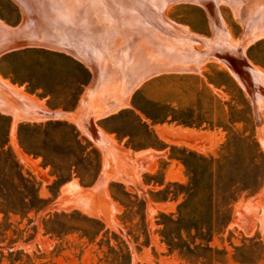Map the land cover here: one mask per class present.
<instances>
[{"label": "rangeland", "instance_id": "374dc122", "mask_svg": "<svg viewBox=\"0 0 264 264\" xmlns=\"http://www.w3.org/2000/svg\"><path fill=\"white\" fill-rule=\"evenodd\" d=\"M15 1L0 0V31L25 20L18 2L42 32L32 0ZM104 1L77 0L89 11L84 20L78 15L86 29L78 21L82 31L69 27L64 46L57 42L63 48L48 41L56 32L43 31L39 40L54 47L33 39L39 45L0 54V264H190L160 237L190 184L183 151L230 155L245 169L251 149L238 140L246 138L264 158V0H157L153 34L143 10L144 34L134 44L138 26L116 30L113 13L100 10ZM30 28L23 30L32 35ZM81 46L104 82L88 102L91 71L63 53ZM40 110L69 118L42 119ZM48 121L72 125L81 145L65 125ZM163 130L193 137L166 143ZM227 205L216 215L226 224L204 243L215 254L205 256L221 262L212 264H264V172L257 188L238 187Z\"/></svg>", "mask_w": 264, "mask_h": 264}, {"label": "trees", "instance_id": "16d2710c", "mask_svg": "<svg viewBox=\"0 0 264 264\" xmlns=\"http://www.w3.org/2000/svg\"><path fill=\"white\" fill-rule=\"evenodd\" d=\"M76 63L88 74L87 69L83 65ZM89 74L88 80H90ZM50 124L65 125L70 131L69 136L75 140L76 144L81 145L77 139L76 130L72 125L59 121H48L45 123L46 126ZM39 125L43 127L42 123ZM32 126H36V124H24L21 127L28 129ZM7 128L8 125L5 129L6 137ZM18 135L20 138L21 132H18ZM238 141L246 143L251 149L249 159L246 162L249 167L245 169L237 168L238 165L233 166L234 164H230V155H219V158L215 159L204 158L196 153L183 151L186 160L180 159V161L189 177L190 184L185 199L177 207V218L168 217L167 224H162L160 237L170 251L177 252L190 264L193 262L200 264L221 263L216 258L205 256L207 254H215V252L204 245L217 231L218 225L226 224L227 218L225 215L223 217H221L222 214L219 217L216 216L217 209L220 206L226 209L227 204L233 200L234 191L238 187L246 190L248 188L255 189L262 178L264 158L259 152L256 143L254 140L251 141L246 138ZM21 143L24 151L32 154L26 148L23 140ZM37 155L45 160L44 155ZM232 155L235 157V154ZM189 160L191 162H188ZM195 161L203 162L205 170L198 172L197 169L193 168L192 164L197 166ZM236 161H241L239 155H236Z\"/></svg>", "mask_w": 264, "mask_h": 264}, {"label": "bare ground", "instance_id": "6f19581e", "mask_svg": "<svg viewBox=\"0 0 264 264\" xmlns=\"http://www.w3.org/2000/svg\"><path fill=\"white\" fill-rule=\"evenodd\" d=\"M16 1H19V0H16ZM25 1V0H24ZM102 2L104 1V0H101ZM109 1H111V2H114V4H111ZM25 2H27V1H25ZM32 2L36 5V7H37V9H38V15H39V17L40 18H43V22H41V28H43V31H44V29H46L45 28V26H46V22L48 23V22H50L52 25L51 26H47V28H49L48 30H47V32L49 31V30H51L50 28H52V27H54L55 25H59V26H61V25H64L65 27H66V25H77L75 28H74V30L75 29H77L78 28V24H77V21H78V23H79V25H82L83 26V24H80V22H79V16H80V14H81V16H82V14L84 13V15H86L87 14V12L86 11H88V9H85L86 7H84V8H79L78 6H79V4H77V0H67V4H66V6H62V4H60L59 2H58V0H32ZM106 2H108V3H105V1H104V4H106V5H101V7H103V6H105V7H103V8H101L99 5H97V6H99L100 7V9H102L101 11L102 12H106V14H108L109 12H112L113 14H111L112 16H114L117 20H116V23H117V25L115 26V28H116V30L117 29H119V30H125L126 28V26H128V27H132V26H134V28L136 27V26H138V25H141L142 26V23H143V20L144 19H142V11L143 10H147L148 11V21H150L151 23H150V27H147V32H149L150 30H152V24H153V22H156V18H155V20L153 19V16H152V13L155 11V13H157L158 14V9H157V0H155L154 2H152V4H151V6H145V7H143L142 6V8H141V3H142V0H107ZM210 3V2H209ZM91 4V3H90ZM90 4H88L89 6H90ZM97 4V3H96ZM211 4V3H210ZM206 5V4H205ZM237 5V4H236ZM70 6V7H69ZM74 6H77V8L76 7H74ZM75 9H74V8ZM88 7V6H87ZM162 7V6H161ZM210 7V6H209ZM209 7H208V12H209V14H210V16H211V19H212V17H213V19H212V22H215V15H214V13L212 12V10L211 9H209ZM32 8V7H31ZM88 8H90V7H88ZM145 8V9H144ZM211 8V7H210ZM23 10V14H24V19L25 20H27L28 18H30L31 19V17H36L35 15H33V13L32 12H30V11H28V10H26V9H22ZM95 9H94V7H91V12H93ZM98 10V9H97ZM33 11H34V9H33ZM35 11H36V9H35ZM89 12V11H88ZM127 12H129L128 14H127ZM62 13H64V14H62ZM72 13V14H71ZM93 13H95V12H93ZM99 13V12H98ZM89 14V13H88ZM103 14V13H102ZM110 14V13H109ZM151 14V15H150ZM79 15V16H78ZM96 15V14H95ZM80 16V17H81ZM33 17V18H34ZM83 17V16H82ZM86 17V19H88L87 17L88 16H85ZM103 17V16H102ZM81 20V19H80ZM83 20H84V17H83ZM30 21H32V20H29L28 22H30ZM35 21H36V18H35ZM27 22V23H28ZM85 22V21H84ZM87 22V21H86ZM91 23V22H90ZM219 23V22H218ZM31 24H33V22L31 23ZM86 24V23H85ZM84 24V25H85ZM87 25V24H86ZM217 25V24H216ZM219 25H220V23H219ZM104 26H106V25H104ZM215 26V25H214ZM69 27H71L72 28V26H68L66 29H68V31H71V29L69 28ZM84 27V29H86L85 27L86 26H83ZM83 27H80L79 26V30H83ZM92 27H93V25H92ZM100 27V26H99ZM127 27V28H128ZM64 30H61V32H63V31H66L65 30V28L64 27H62ZM90 28V27H89ZM95 28V27H94ZM105 28V27H104ZM107 28V27H106ZM142 28V27H141ZM139 26H138V28H137V31H135V32H133V34H137L138 33V37H137V40H136V38H135V35H133V44L136 42V41H138V39H140L141 38V34L144 32V30L142 31V29H141ZM31 29V28H30ZM61 29V28H60ZM73 29V28H72ZM99 29V28H98ZM130 29V28H129ZM32 30H33V26H32ZM81 30V31H82ZM101 30V29H100ZM156 30V29H155ZM3 31V30H2ZM2 31H0V39H4V40H6L5 42H7V40H9L10 39V37L8 36V34H9V32L8 31H6L5 33H2ZM104 31H105V29H104ZM126 31V30H125ZM129 31V30H128ZM20 33H22L24 36H25V40H27V42H28V44H33L34 42L32 41L33 40V37H35L34 35L35 34H28L27 32H26V30L24 29L23 30V28L19 31ZM29 32V31H28ZM32 32V31H31ZM52 32V31H51ZM59 32V31H58ZM85 32H87V31H85ZM107 32V31H106ZM106 32H105V34H106ZM118 32V31H117ZM137 32V33H136ZM151 32V31H150ZM33 33V32H32ZM71 33H72V31H71ZM74 33L75 32H73V36L72 37H77V36H74ZM115 33V32H114ZM152 34H153V32H151ZM61 34V33H60ZM64 34H65V32H64ZM64 34L62 35V37H64ZM104 33H103V36L105 35ZM108 34V33H107ZM111 34V33H110ZM144 34V33H143ZM148 34V33H147ZM146 34V35H147ZM70 35L68 36V37H70ZM81 35H83V38H84V34H82L81 33ZM98 35H100L99 34V32H98ZM115 35H117L116 33H115ZM124 35V34H123ZM158 34H156V36H157ZM87 36H88V34H87ZM91 36V35H90ZM89 36V37H90ZM93 36V35H92ZM95 36V35H94ZM97 36V35H96ZM95 36V37H96ZM106 36H108L109 37V35H106ZM155 36V35H154ZM153 36V37H154ZM158 36H160L161 37V35H158ZM165 36V35H164ZM79 37V36H78ZM82 37V36H81ZM118 37H119V35H118ZM124 37V36H123ZM40 38H41V36H40ZM102 38V37H101ZM105 37H103V39H104ZM110 39H111V37H109ZM135 38V39H134ZM162 38H163V36H162ZM63 39V38H62ZM72 40L74 39V38H71ZM71 39H69L70 41H71ZM79 39V38H78ZM80 39H82V38H80ZM95 39V38H94ZM224 39V38H223ZM152 40V39H151ZM225 40H226V38H225ZM228 40V39H227ZM226 40V41H227ZM44 43H47V41L46 40H42ZM70 41H69V46H70ZM105 41H108L107 39L105 40ZM224 41V40H223ZM67 42H68V40H67ZM98 42V41H97ZM228 43V42H227ZM53 44H54V46H56V47H58V45H57V43L54 41L53 42ZM98 44H100V43H98ZM102 44V43H101ZM6 45H8V44H6ZM51 46H52V44H50ZM73 45V44H72ZM103 45H104V43H103ZM54 46H52V47H54ZM77 46V45H76ZM62 47V46H61ZM91 47V51H92V46H90ZM63 48V47H62ZM78 48V47H77ZM89 48V47H88ZM103 48H104V46H103ZM76 50H78V49H76ZM79 50H80V52H81V49H80V47H79ZM94 50V49H93ZM89 51V50H88ZM95 51V50H94ZM78 52V51H77ZM82 53V52H81ZM81 55V54H80ZM99 82V81H98ZM99 85H100V83H99ZM98 87V86H97ZM106 87H109V86H106ZM247 88V87H246ZM260 90V89H259ZM250 92V91H249ZM252 93V92H251ZM254 94H255V92H254ZM252 95V94H251ZM256 95V94H255ZM121 96V95H120ZM127 97V96H126ZM255 97H257V96H255ZM118 98V97H117ZM120 98V97H119ZM128 98V97H127ZM124 99V97L122 98V100ZM126 100V99H125ZM106 101H108V100H106ZM260 101V100H259ZM125 102H127V100L125 101ZM111 103V102H110ZM123 103V102H122ZM125 104V103H124ZM258 104V103H257ZM263 104V103H262ZM12 129V128H11ZM173 131V130H172ZM176 131V130H175ZM175 133V132H174Z\"/></svg>", "mask_w": 264, "mask_h": 264}, {"label": "crops", "instance_id": "0c3cea01", "mask_svg": "<svg viewBox=\"0 0 264 264\" xmlns=\"http://www.w3.org/2000/svg\"><path fill=\"white\" fill-rule=\"evenodd\" d=\"M18 3V2H17ZM19 4V3H18ZM20 5V4H19ZM142 6H143V2L141 3V8H142ZM21 7V6H20ZM103 7H105V6H103ZM23 8L21 7V10H22ZM100 10H102V9H100ZM22 12H23V10H22ZM108 16V15H107ZM111 20V18L108 20V22H111L110 21ZM115 23H116V20H115ZM1 25V24H0ZM117 25V24H116ZM115 25V26H116ZM47 26L48 25H46L45 26V28L46 29H44V32L45 33H47V35H49V33L51 32V31H54V32H56L57 34V38H54V40H52V41H55L56 43L57 42H61L62 43V45H63V43L64 42H66V41H64V39H62L63 37H62V35L64 34V32L65 33H68V30H66V28L68 27V26H72L73 27V25H66V27L64 26V25H61V26H59V25H55L54 27H52V28H50L51 30H49L48 32H47V30L49 29V28H47ZM1 27H2V25H1ZM0 27V29H2ZM24 27V25H21V26H19L18 28H16V30L15 31H13V30H6V31H8L9 32V34H8V36L10 37V35H12V34H16V36L14 37V40H16L17 38H20V37H18V36H23L24 37V39H25V36L22 34V33H20L19 31L22 29ZM62 27H64L65 28V30L66 31H63V32H61V30H64ZM61 28V29H60ZM20 29V30H19ZM54 29V30H53ZM19 30V31H18ZM59 31V32H58ZM17 33H18V35H17ZM61 33V34H60ZM21 36V37H22ZM42 40H44V39H41V40H39L40 42V45H47L48 43H44ZM6 40H2V39H0V47H4L6 44H8L7 42H5ZM33 41V40H32ZM34 42V41H33ZM138 42V41H137ZM136 43V42H135ZM34 44V43H33ZM34 45H39V44H34ZM58 45V44H57ZM64 46V45H63ZM72 47H74V48H77V46L76 45H71ZM58 47L59 48H61V46L60 45H58ZM74 50V49H73ZM73 50H70L68 53H72V52H74ZM79 50V49H78ZM77 50V51H78ZM74 52V53H76V55H77V57L82 61V62H84V63H87V64H89V70L91 71V72H93V75H94V77H95V80L94 81H97V83H100V86H98L97 87V90L96 91H93L92 89H93V82L91 81V86L90 87H88V89H87V91H86V94H85V98L87 99L86 100V102H88L90 99H92V98H98V92L99 91H101V89L102 88H104V82H101V81H99L98 80V69H97V66H96V64L93 62V61H90L88 58H89V56H88V54H83V53H81L80 52V50L78 51V52ZM73 54V53H72ZM81 54V55H80ZM154 74H151L149 77H147V78H145L144 80H146V79H148V78H150L151 76H153ZM144 80H142V82L144 81ZM99 81V82H98ZM0 82H2V81H0ZM141 82V83H142ZM140 83V84H141ZM89 96V97H88ZM83 107H85L84 105H82V108ZM109 108L110 107H112V105H110V106H108ZM49 113H52L51 111H42V110H40L39 112H38V116L40 117V118H42V119H47L49 116L47 115V114H49ZM54 113H56L57 114V117L60 115V118H61V116H63L65 119H67V118H69L68 116V113L66 114H64V113H60V112H54ZM87 113H89V111L87 112ZM14 116H17V118H19V116L17 115V114H14ZM15 119V118H14ZM176 135V136H175ZM187 135L189 136V137H193L192 135V133H187L186 132V134H184V133H179V137L180 138H178L177 136H178V134H174V135H171L170 134V132L169 131H167V130H163L162 132H161V135H159V137H160V139H162L164 142H171V143H174V144H176L178 141L180 142L181 140V137H182V139L183 140H185L184 139V137L186 138L187 137ZM188 140V139H187ZM187 140H185V141H187Z\"/></svg>", "mask_w": 264, "mask_h": 264}, {"label": "water", "instance_id": "95a60500", "mask_svg": "<svg viewBox=\"0 0 264 264\" xmlns=\"http://www.w3.org/2000/svg\"><path fill=\"white\" fill-rule=\"evenodd\" d=\"M15 1V0H14ZM16 2V1H15ZM18 4V3H17ZM19 5V4H18ZM19 7H20V5H19ZM21 8V7H20ZM21 25H24V27H29L30 28V26L32 25V24H29V23H27V21L26 20H24L23 22H22V24ZM33 26V33L32 34H35V36L36 37H33V39L34 40H39L40 39V37H38V35L37 34H39L40 35V33L42 34L43 33V31L41 32L40 31V29H39V27H37L36 26V24H34V25H32ZM32 26H31V28H32ZM16 28H18V27H16ZM16 28H14V29H16ZM40 31V32H39ZM38 32V33H37ZM17 35H18V33H17ZM16 36V34H12V35H10V39L9 40H7V43H8V45H5L4 47H0V54H2V53H6V52H10V51H13V50H15V49H17V48H21V47H27V44H28V42H27V40H25L24 39V37L22 36H18V37H20V38H17L16 40H14V37ZM42 36V35H41ZM47 36V35H46ZM52 40H54V38L53 37H50V38H48V41H49V43H51L52 42ZM41 46V45H40ZM43 46V45H42ZM45 47H48V48H51L52 46L50 45V44H47ZM81 47H83V46H81ZM52 49H54V48H52ZM57 50V49H56ZM86 50L88 51V48H82V53L85 55L86 54ZM58 51H60V52H63V51H61V50H59L58 49ZM63 53H65V54H68L69 56H71L72 58H74L75 60H77V61H79L80 63H82L86 68L87 67H89V64H85V63H83L78 57H77V55H76V53H74V52H72V53H67V52H63ZM89 53V52H88ZM91 54V53H90ZM91 75H92V82L95 80V77H94V75H93V72H91ZM49 117L47 118V120H52V119H59L60 118V115L57 117V114L56 113H54V112H52V113H49V114H47Z\"/></svg>", "mask_w": 264, "mask_h": 264}]
</instances>
